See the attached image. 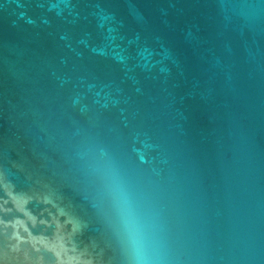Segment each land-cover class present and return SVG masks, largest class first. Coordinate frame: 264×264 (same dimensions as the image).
<instances>
[{
  "label": "water",
  "instance_id": "water-1",
  "mask_svg": "<svg viewBox=\"0 0 264 264\" xmlns=\"http://www.w3.org/2000/svg\"><path fill=\"white\" fill-rule=\"evenodd\" d=\"M111 170L171 264H264V0H0V264H124Z\"/></svg>",
  "mask_w": 264,
  "mask_h": 264
},
{
  "label": "clouds",
  "instance_id": "clouds-1",
  "mask_svg": "<svg viewBox=\"0 0 264 264\" xmlns=\"http://www.w3.org/2000/svg\"><path fill=\"white\" fill-rule=\"evenodd\" d=\"M108 193L124 264H171L157 214L128 188L115 170L108 175Z\"/></svg>",
  "mask_w": 264,
  "mask_h": 264
}]
</instances>
